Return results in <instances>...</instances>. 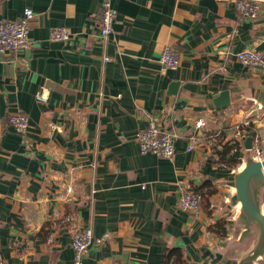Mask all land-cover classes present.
I'll use <instances>...</instances> for the list:
<instances>
[{
  "label": "crops",
  "instance_id": "crops-1",
  "mask_svg": "<svg viewBox=\"0 0 264 264\" xmlns=\"http://www.w3.org/2000/svg\"><path fill=\"white\" fill-rule=\"evenodd\" d=\"M103 1L0 0V20L36 13L33 45L0 52V264H73L86 228L103 241L83 264H264L250 258L260 229L234 186L248 153L237 126L264 115V70L237 53L264 43V17H241L235 0H113L102 42ZM54 26L74 41L52 40ZM168 46L176 69L160 62ZM18 110L28 142L9 125ZM148 114L179 134L174 160L140 151ZM189 185L210 192L197 213L179 205ZM219 204L235 220L221 222Z\"/></svg>",
  "mask_w": 264,
  "mask_h": 264
},
{
  "label": "built area",
  "instance_id": "built-area-1",
  "mask_svg": "<svg viewBox=\"0 0 264 264\" xmlns=\"http://www.w3.org/2000/svg\"><path fill=\"white\" fill-rule=\"evenodd\" d=\"M236 10L243 18L259 19L264 17V0H235ZM36 17V13L31 7L24 9L22 16L16 19L0 20V52L18 53L33 45L30 36V24ZM99 23V40L106 42L108 36L113 32V27L118 18V9L114 6L113 0H104L101 12L95 16ZM76 35L67 26H54L50 30V38L55 41L70 43L74 41ZM238 60L251 68H261L264 70V50L247 48L237 53ZM109 61V57H105ZM160 62L165 69H176L181 63L180 56L171 47H166L160 56ZM40 101L48 99V93L44 89L36 95ZM148 125L138 133L137 139L142 153L151 152L156 156L174 160L176 156L175 141L179 134L174 131L163 130L159 127L156 119L150 114ZM9 125L20 134L24 141L28 142L27 136L30 127L29 117L24 111H16L8 116ZM250 121L242 126H237L236 136L240 140L246 137V130ZM264 141V134L254 135L253 150L255 157L261 158L264 155V148L260 142ZM263 144V143H262ZM264 145V144H263ZM204 201V196L191 185L184 189L180 197V207L192 213H197ZM101 237L95 236L91 228L77 229L73 234L72 249L74 254L73 264H83L84 256L93 244H100Z\"/></svg>",
  "mask_w": 264,
  "mask_h": 264
},
{
  "label": "water",
  "instance_id": "water-1",
  "mask_svg": "<svg viewBox=\"0 0 264 264\" xmlns=\"http://www.w3.org/2000/svg\"><path fill=\"white\" fill-rule=\"evenodd\" d=\"M255 50H264V43L260 44ZM255 69L262 71L260 68ZM227 94V91L222 94V100L219 102L221 105L230 103ZM260 105L263 110L264 101H260ZM255 134V131H250L245 138L244 146L248 151L253 148ZM251 157L246 159L245 165L238 172L234 186L241 212L248 222L256 223L260 229L258 242L250 254V258L254 260L264 253V209L258 199V192L264 186V158L260 160L254 154Z\"/></svg>",
  "mask_w": 264,
  "mask_h": 264
},
{
  "label": "rangeland",
  "instance_id": "rangeland-1",
  "mask_svg": "<svg viewBox=\"0 0 264 264\" xmlns=\"http://www.w3.org/2000/svg\"><path fill=\"white\" fill-rule=\"evenodd\" d=\"M247 119H250L251 120V122L249 123L248 126L251 127L252 129L251 130H246V133H247L246 134V137H247V135H248V133L250 131H255L256 132V135H257V133H259L260 135H263L264 134V115L263 116H257L255 113H252L251 112V113H249V116H248ZM243 141L245 143V139ZM262 143L264 144V141ZM262 143L260 142L259 145L264 148V145ZM247 152L248 153L246 154V159L247 158H250L251 155H253V154L255 155L253 148L250 151L247 150ZM263 158H264V155H263V157L261 159H263ZM223 200H226V194H225V192L222 193V201ZM228 200H229V198L227 199V201ZM203 203H204V201H203ZM232 204H234V203H232ZM232 206L234 207V205H232ZM262 207L264 208V206H262ZM219 209L221 210V213H220V215H221V217H220L221 222H228V221H231V220H235V217L234 216H235V213H236L237 209H234V208L231 207L230 209L224 210V205H222V204H219ZM237 230H238L237 228H234L233 234H235L237 232Z\"/></svg>",
  "mask_w": 264,
  "mask_h": 264
},
{
  "label": "trees",
  "instance_id": "trees-1",
  "mask_svg": "<svg viewBox=\"0 0 264 264\" xmlns=\"http://www.w3.org/2000/svg\"><path fill=\"white\" fill-rule=\"evenodd\" d=\"M233 147H234V145H233ZM232 147V148H233ZM197 191H200L202 194H203V196H204V200H205V198L207 197V194L208 193H210V192H206V191H204V190H202V189H199V188H195ZM176 263L177 264H186V262L184 261V260H182V258H181V256H176Z\"/></svg>",
  "mask_w": 264,
  "mask_h": 264
},
{
  "label": "bare ground",
  "instance_id": "bare-ground-1",
  "mask_svg": "<svg viewBox=\"0 0 264 264\" xmlns=\"http://www.w3.org/2000/svg\"><path fill=\"white\" fill-rule=\"evenodd\" d=\"M234 190V189H233ZM239 205H240V203H239ZM238 207V206H237Z\"/></svg>",
  "mask_w": 264,
  "mask_h": 264
}]
</instances>
